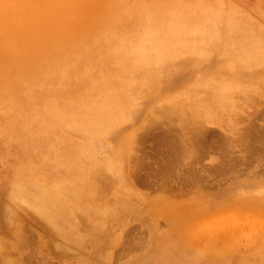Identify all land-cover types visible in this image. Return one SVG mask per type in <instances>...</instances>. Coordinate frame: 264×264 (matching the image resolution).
<instances>
[{
    "label": "rangeland",
    "instance_id": "obj_1",
    "mask_svg": "<svg viewBox=\"0 0 264 264\" xmlns=\"http://www.w3.org/2000/svg\"><path fill=\"white\" fill-rule=\"evenodd\" d=\"M0 264H264V0H0Z\"/></svg>",
    "mask_w": 264,
    "mask_h": 264
},
{
    "label": "bare ground",
    "instance_id": "obj_2",
    "mask_svg": "<svg viewBox=\"0 0 264 264\" xmlns=\"http://www.w3.org/2000/svg\"><path fill=\"white\" fill-rule=\"evenodd\" d=\"M246 63V62H245ZM248 63V62H247ZM124 64V63H123ZM242 64V63H241ZM221 83V82H220ZM199 85V84H198ZM218 87H221V89L223 90V88H225V87H228V89H230V88H233L234 86H232L230 83H226V82H224V83H221V84H219V86ZM207 89V88H206ZM218 89V88H217ZM226 89V88H225ZM234 89H236L235 87H234ZM234 89H231V90H234ZM221 90V91H222ZM230 90V91H231ZM218 91H220V89L218 90ZM229 91V92H230ZM226 93V92H225ZM219 94H220V92H219ZM221 94H224V93H221ZM223 97V96H222ZM201 100H203V98H204V95H200V97H199ZM223 99V98H222ZM206 100V99H205ZM206 102V101H205ZM168 108V107H167ZM184 108V107H183ZM182 110V109H181ZM193 110V109H192ZM165 111V110H164ZM176 111V110H175ZM185 111H186V109H185ZM184 110H183V112H185ZM194 111V110H193ZM110 113V112H109ZM176 113V112H175ZM112 114V113H111ZM183 115V114H182ZM191 115V114H190ZM113 116V115H112ZM103 120V119H102ZM191 122H193V120H191ZM105 123V122H104ZM106 124V123H105ZM104 124V125H105ZM95 125V124H94ZM100 125V124H99ZM107 125V124H106ZM84 150V149H83ZM87 153V152H86ZM82 154V153H81ZM84 156V155H83ZM82 156V157H83ZM90 157H89V153H87V164H88V171H89V178L88 179H90V181L96 186V188L98 189H100L101 188V184H102V182L101 181H98V175H100V171L102 170V168L100 167V166H98V165H96V164H94V163H92V161H90V159H89ZM79 160V159H78ZM87 166V165H86ZM101 178V177H100ZM102 179V178H101ZM91 183V184H92ZM92 186V185H91ZM65 188V187H64ZM96 192H97V190H96ZM100 192V191H99ZM16 195L17 196H21L22 198H24V200H26L27 202H25V203H28L29 204V207L32 209V212L34 213V212H37L38 214H39V216H41V218L44 220V221H46L47 220V217L50 215H48L47 216V214H48V212H50L49 211V208L51 209V205H49V203H47V202H49V201H47L48 200V195L45 193V192H43V191H41V190H35V191H33L32 193H30V191L29 192H27V191H25V192H22V191H20V190H17L16 191ZM65 195H69V193H62V195L61 196H65ZM58 201H59V199H58ZM54 205V204H53ZM52 205V206H53ZM98 212H100V211H98ZM105 214V213H104ZM50 218V217H49ZM80 219V218H79Z\"/></svg>",
    "mask_w": 264,
    "mask_h": 264
}]
</instances>
